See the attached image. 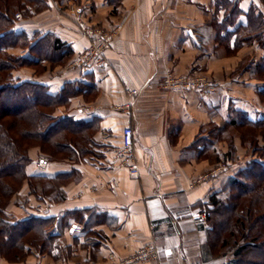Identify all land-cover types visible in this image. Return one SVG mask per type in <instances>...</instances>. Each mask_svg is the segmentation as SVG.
Here are the masks:
<instances>
[{"label": "crops", "instance_id": "1", "mask_svg": "<svg viewBox=\"0 0 264 264\" xmlns=\"http://www.w3.org/2000/svg\"><path fill=\"white\" fill-rule=\"evenodd\" d=\"M67 1L49 0L47 10L17 21L15 31L27 33L33 41L52 33L77 56L90 43L88 34L77 27L80 17L105 27L114 25L120 14L128 18L105 51L106 66L84 69L69 62L52 66L43 59L40 73L30 66L13 72L16 79L45 84L52 94L67 82L83 81L89 88L72 96L68 105L58 106L55 115L93 124L98 149L84 159H50L42 167L41 152L31 151L28 174L55 177L74 169L78 177L60 186L64 198L41 202L42 207L23 217H64L76 211L78 218L62 219L59 230V246L71 254L67 259L52 262L47 255H30L28 261L103 264L110 253L124 257L153 243L158 256L143 264H223L226 256L210 252L208 223H200L197 214L238 168L218 169L203 180L217 162L207 152L225 153L227 143L215 142L200 155L199 150H205L200 141L208 138L207 125L225 124L238 112L251 119L264 117L257 95L261 82L248 69L236 68L244 57L254 66L262 49L256 43L244 44L238 56L222 57L214 32L205 23L215 12L214 0H122L118 6L109 0H80V16L68 12ZM238 1L244 12L252 4L264 9L261 0ZM243 21L244 15L238 19ZM20 50L33 57L29 47ZM169 70L207 71L214 88L163 89L160 81ZM128 89L137 93L131 97ZM126 125L134 130L139 177L112 163Z\"/></svg>", "mask_w": 264, "mask_h": 264}, {"label": "trees", "instance_id": "2", "mask_svg": "<svg viewBox=\"0 0 264 264\" xmlns=\"http://www.w3.org/2000/svg\"><path fill=\"white\" fill-rule=\"evenodd\" d=\"M121 1L109 0L115 6ZM30 3H37L36 10L50 6L49 0H0V253L10 261L23 259L29 253V243L47 252L60 236L62 219L70 215L78 218L76 211H68L64 217L31 215L18 220L8 217L7 204L25 180L29 182L30 192L39 194L37 183L43 180L61 181V186L78 175L74 169L55 177L28 174L27 165L32 160L29 149L39 146L41 154L52 160H80L95 155V126L66 115H55L58 106L68 105L72 96L84 90L87 85L83 81L67 82L52 94L45 84L16 79L12 73L20 65L43 69L40 66L43 59L63 64L73 54L72 47L52 33L33 41L27 33L15 31V13ZM213 5L215 12L208 26L218 44L225 43L233 51L257 42L264 51V11L258 5L252 4L247 12L240 9L238 0H214ZM243 15L245 21L238 22ZM7 41L13 42L9 44L12 46L29 47L33 57L9 54ZM252 72L264 80V54ZM259 94L264 95V86ZM225 126H249L254 129L252 137L260 133L264 138V117L251 119L245 112H238L222 127L214 124L208 130L211 137L200 141L204 142L205 150H199L195 143L200 155L211 148ZM249 142L252 144V139ZM252 145L257 158L250 159L229 177L221 190L202 203L209 211L207 245L212 254L226 256L223 264H264V146ZM56 195L55 199L64 198L63 190ZM226 248L228 254L223 250Z\"/></svg>", "mask_w": 264, "mask_h": 264}, {"label": "rangeland", "instance_id": "3", "mask_svg": "<svg viewBox=\"0 0 264 264\" xmlns=\"http://www.w3.org/2000/svg\"><path fill=\"white\" fill-rule=\"evenodd\" d=\"M54 1H60V0H54ZM36 5H37V3H30V6L25 5V8L19 9L16 13H18V12L21 13V16H16V13H15L17 21L21 20L22 18L33 17L39 13L41 14V13H43V11L48 9V8H45L42 10L41 9L36 10ZM79 5H81L80 0H72V1L68 0L67 4H65V7L67 8L69 13L80 16V11H79L80 6ZM29 7H30V10H27V8H29ZM262 8H264V5H262ZM25 9L27 11H25ZM115 9H116V7H115ZM119 12L116 15L120 14ZM25 13H26V15H25ZM212 15H213V13L208 16V19L205 22L207 26L210 22V18H212ZM118 17L119 18H118L117 22L114 25H112L111 27H105L102 24H99L96 22H91V20L87 21V20H84L80 17L77 20V24H78L77 27L80 28L82 31H84V33L86 32L88 34V36L90 37V43H89V45H90L93 41L95 42L97 40V38L99 37L98 33H94V31H96V30L106 31L107 33L110 34V36H111L110 38L112 39L116 35L120 26L128 18L127 14H124L122 16L120 14ZM88 31L91 32L92 37L89 35ZM5 43L9 45V44H12L13 42L7 41ZM255 43L257 44V42H252V43H248V44H255ZM215 44H216V47L218 49H220L222 57L238 56L240 50L244 46V45H242L237 50L232 51V49H230L229 46L226 45L225 43L218 44L215 41ZM9 46H12V45H9ZM13 48L14 49L8 50L9 54L16 56V57L22 55L21 50H20L22 48L20 46L15 45V46H13ZM262 52H263L262 53V57H263V54H264L263 49H262ZM79 56H80V54L77 56H71L66 62H69L72 64L73 61L75 59H78ZM249 60L250 59H247V57L241 58L237 64L236 68L238 71L244 70L243 68L248 69V71H250L251 76L254 79H257L261 82V84L258 86V89H257L258 90L257 95H258V99H259L261 105L264 106V95L262 96L261 94H259V89H261L264 86V80L258 79L254 76V74L252 72L253 66L252 67L250 66L249 62H251V61H249ZM49 61H50V64H52V66H53L54 63L51 60H49ZM25 66L26 65H24V66L20 65V66L14 68L12 73L14 71L22 69ZM40 66L45 67V64H43V62H42V63H40ZM30 67L33 68L35 73H40L43 71L41 68H37V67H33V66H30ZM167 74H172L174 76H179V75H201V76H207V77L211 76V75H209V73L207 71H190L188 73H177V72L169 70V71L164 72L162 79ZM162 79H161V81H162ZM160 87H161V85H160ZM161 88H163V87H161ZM166 90H171V88L166 89ZM213 125L214 124L207 125L206 129L209 130ZM223 125L224 124H221L218 126L222 127ZM253 130L254 129H252L249 126H247V127L246 126H239V127H236V126H227L226 127L225 126V128L221 130L220 136L216 137L215 141L217 143H220L221 141H224V140L226 141L227 149H226L225 153L222 152V154H220V153L214 152L213 150L210 153L207 152L208 157L213 159V161L214 160L217 161L214 164V170H218L217 168L220 166L221 170H228L229 169L233 172L234 167L238 168V169L242 168L246 165V163L250 159L257 158L258 154L254 150V148H253L254 145H252V144L255 143V145H258V146H264V138L261 136L260 133L258 136L256 135L255 137H252V135L254 133ZM208 137H211L210 133L208 134ZM250 139H252V142H253L252 144L249 142ZM36 149L38 152H41L39 146H32L29 149V153H31V151H32V153H34V150H36ZM93 150H94L95 154H97V152H98L97 147L94 148ZM41 155L46 157L47 161L50 160V157H48L44 154H41ZM209 172H211V171H209ZM209 172H207V173H209ZM77 177H78V175H76V178ZM35 182H40V181H35ZM61 183H62L61 181H57V180L56 181L43 180L42 183L41 182L37 183V186H39V189H40L38 192L39 194H34V193L30 192L31 187L29 185V182L27 180H25L24 183L22 184L21 188L19 189V191H17V193H15L10 198V200L7 204V207L5 209L6 214L12 220L22 219V218H24L23 216H26L27 214H32L30 209H37V207H42L41 202H43L44 205L45 204L47 205L48 202L50 203V202H53L55 200V197L57 196L56 194L61 193V189H60ZM224 185H222V188L224 187ZM42 188L44 189V192H42V190H41ZM52 197H54V199ZM226 210L229 212V208H227ZM27 217H29V216H27ZM28 245H29V253L21 260L10 261V260L6 259L5 257H3L0 253V264H37L35 262H32V259L30 261H28L30 255L31 256L32 255H36V256L47 255L51 258L52 262L54 261V259H58V258H62L63 260H65L71 255L69 250L66 249L63 251V249L60 248L59 237L57 238V240L54 244L50 245L47 252H43L41 250V248L37 245H33L31 243H29ZM223 250L226 252L225 254L229 253V250L227 248L223 249ZM105 263H103V264H105Z\"/></svg>", "mask_w": 264, "mask_h": 264}, {"label": "built area", "instance_id": "4", "mask_svg": "<svg viewBox=\"0 0 264 264\" xmlns=\"http://www.w3.org/2000/svg\"><path fill=\"white\" fill-rule=\"evenodd\" d=\"M16 16H21V13H16ZM89 32V31H88ZM94 33H98L97 40L88 45L83 52L80 53L78 59L73 61V65L81 66L84 69L94 68L96 66H106L107 58L105 50L110 45L111 36L104 30H96ZM91 36V32H89ZM92 37V36H91ZM161 87L164 89H184V90H198V91H211L214 88L213 81L207 76L201 75H179L174 76L167 74L160 82ZM137 93L135 89H128L129 96H133ZM47 161V158L42 156L40 166ZM113 165L125 168L128 173L133 177L140 176V166L137 161V156L134 150V130L132 126L126 125L122 129L121 143L115 150ZM217 169H221L219 166ZM206 174L202 179H206L212 175V173ZM199 181V180H198ZM209 211L207 209H201L197 218L200 223L207 224ZM158 256V248L155 244L149 243L140 247L134 253H131L124 257H117L114 253H110L108 260L105 264H143L146 262H152Z\"/></svg>", "mask_w": 264, "mask_h": 264}]
</instances>
